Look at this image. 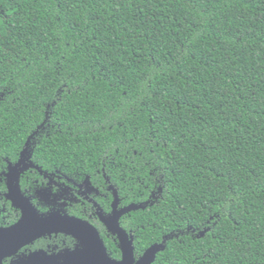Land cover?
Returning a JSON list of instances; mask_svg holds the SVG:
<instances>
[{"label": "trees", "instance_id": "16d2710c", "mask_svg": "<svg viewBox=\"0 0 264 264\" xmlns=\"http://www.w3.org/2000/svg\"><path fill=\"white\" fill-rule=\"evenodd\" d=\"M23 151L132 207L136 260L264 264V0H0L1 227Z\"/></svg>", "mask_w": 264, "mask_h": 264}, {"label": "water", "instance_id": "95a60500", "mask_svg": "<svg viewBox=\"0 0 264 264\" xmlns=\"http://www.w3.org/2000/svg\"><path fill=\"white\" fill-rule=\"evenodd\" d=\"M31 167L34 165L29 161L26 151H23L16 165L10 166L5 174L7 186L5 197L14 209L20 211V218L9 227L0 226V264H3L4 259L15 255L23 246L53 233L73 236L83 246V250L77 253L69 252L61 263L51 260V264H153L159 248L150 247L136 260L133 252V237L119 226L121 215L130 211L132 207L115 212L106 225L108 232L118 237L120 260L112 259L108 255L98 232L87 222L58 213L46 217L39 215L30 198L22 193L19 184L20 176ZM86 184L88 185L89 182ZM39 193H37L38 198H40ZM116 204L114 201V206ZM1 211L0 207V215ZM37 260L39 261L33 264H47L40 259Z\"/></svg>", "mask_w": 264, "mask_h": 264}, {"label": "flooded vegetation", "instance_id": "af4514ba", "mask_svg": "<svg viewBox=\"0 0 264 264\" xmlns=\"http://www.w3.org/2000/svg\"><path fill=\"white\" fill-rule=\"evenodd\" d=\"M35 171L39 172L43 181L40 185H37L32 194L26 196L30 198L37 211L40 207H48L44 212L41 210L38 211L39 215L46 217L50 214L58 213L80 219L94 227L100 238L101 235H103L106 239L118 245V237L108 232L106 226L115 212L117 213L122 210L119 209L118 206H114V200L111 198L112 193L110 194L107 190L99 191L98 187L90 184H77L66 177H60L54 173L49 175L42 173L35 165L23 173H34ZM38 192H40V198H38ZM72 213H77V215H73ZM119 220H121V218H119ZM64 237L63 233H53L50 236L41 237L42 239H48L50 242L47 249L33 247V244L38 241V239L23 246L18 250L21 252L15 254H19L17 263L15 264H33L34 262L39 261L37 259H40L47 264H51L50 262L52 261L61 263L67 253H77L83 250V246L73 236V246L64 247V244L61 243L63 242ZM28 245L32 246V248L26 249ZM7 259H10V261L12 260L10 257ZM9 263L12 264V262Z\"/></svg>", "mask_w": 264, "mask_h": 264}]
</instances>
